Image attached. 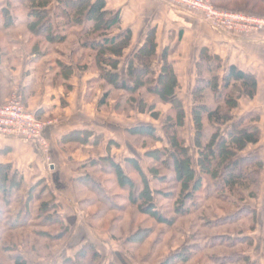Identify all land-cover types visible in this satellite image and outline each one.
I'll use <instances>...</instances> for the list:
<instances>
[{"label": "rangeland", "instance_id": "1", "mask_svg": "<svg viewBox=\"0 0 264 264\" xmlns=\"http://www.w3.org/2000/svg\"><path fill=\"white\" fill-rule=\"evenodd\" d=\"M204 1L220 11L244 13L258 18H264V4H258L257 9L251 12L253 14H250L247 13L249 10L245 11L241 5L246 0L234 2L219 0ZM55 3L56 0H51L50 7L54 8ZM162 3L168 7L170 6L165 2ZM13 7L18 19H21L20 21L24 19L23 22H25L29 6L25 5L22 7L20 4L15 3ZM258 10H262L261 14L263 16L257 15ZM184 12L190 13L192 19L195 17L193 15L202 18L200 21L201 32L198 30L200 36L201 34L202 36L199 37L196 35L192 47L195 50L196 48L199 50L202 45H207L211 47V53L214 54L216 46L213 47V43L211 42V34L216 33H214V29L204 20L203 15L187 10H184ZM22 26L23 24L21 22L17 23L15 36H22L26 39L31 54L35 53L36 56L39 55L41 58L46 59L50 65L53 64V72L56 70V73L60 74V68L57 64H60L61 61H66L73 67V69H67L70 72L69 74L66 73L68 76L73 74V70L79 72L89 70L94 75H97V82L94 85L95 90L92 92V95H95L96 99H91V103L95 101L94 107L98 111L97 119L101 120L104 118L107 122L110 121L109 123L113 128L118 127L120 130L127 124L133 125L136 123H152L155 127H158V125L162 127L165 120L168 119L167 117L177 119L172 106L163 102L161 98L149 94L145 89L125 92L100 80L98 69L93 66V58L88 52L79 47L77 37L72 33L73 31H77V28L65 32L67 38L62 44H48L43 40L36 39L27 28L25 31L24 26L23 28ZM114 32L117 33V30ZM219 32L228 35L236 34L227 31ZM260 33H264V27L252 32V35ZM247 35L250 36L251 34ZM131 53L132 50L127 52L128 56ZM88 59L92 61L89 68L86 65ZM259 71H263L262 74H264V70L259 69ZM255 72L259 80L260 75L258 70ZM62 73L64 71H61ZM263 88L264 80L260 85L259 91L257 87L254 99L241 98L238 101V108L232 112L231 120V123L242 120L243 127L257 126L260 130V140L258 143L250 144L242 152L238 153L239 156L258 157L262 163L257 197L252 199L245 196L243 201L237 202L240 208L254 211V216H252L253 214L248 216L243 215L240 220L229 224V218L226 216L231 215L236 210L235 208L233 209L230 200L222 204L220 200L216 201L215 197H213V200L202 203L201 201L204 199V196L201 198L197 197L195 210L182 215L178 211L182 196L181 184L174 181L173 172L168 169V166L162 164V161L166 157H161V159L155 157L156 151L170 148L169 143H161L148 137L144 132H140L137 136L125 134L124 140L128 142L127 144H130L138 150L143 157V170L148 180V194L150 193V200L153 201L156 211L162 214V220H155V217L150 215L146 210V204H149V202H143L144 204H142L139 200H135L134 192L136 187L140 193L147 191L140 180L141 177L136 171V168H133L130 164H126L124 173L129 177L127 176L126 181H122L119 184L115 176L116 173L113 168L108 167L109 164L105 160L101 161V164L96 162L95 165H87V167L80 165L81 170H89L104 184V187L110 194L108 197L104 195L107 200L104 201L94 192L90 191L89 187L93 189L95 187L90 184L87 188L81 186L76 188L80 191L76 190L77 192L74 193L75 197H71L69 203H67L70 206V212L64 213L62 208L59 211L63 218H69L72 215L68 220L69 230L61 238H55L61 232L59 226H45V223L41 224L45 218L38 217L39 201L34 203L33 207L30 208L33 216L26 220L30 225L25 224V228L16 226L14 229L7 230L3 221L5 217H0V264H13L15 257H18L19 261H25L26 264H60L64 259L72 257L82 245L90 242L95 245L101 254L103 264H167L166 261H170L173 255L179 253L186 247H193L192 252L194 254L190 257L189 261L183 264H214L212 260L208 261L209 255H229L234 252L247 254L252 261H256L258 264H264ZM178 91V95L184 96L183 89L180 85ZM99 94L101 95L97 100ZM180 100L185 108L186 116L184 126L178 130V136L184 141V144H192L191 134L193 131V121L190 116V111L193 106V100L192 98H182ZM151 106L153 110H149ZM43 122L46 123V121ZM204 128L206 130L208 129L206 121H204ZM161 135L160 133L159 137ZM61 145H63L64 152L72 151L71 154L74 153L75 157L104 156L101 153L102 150L98 151L97 148L88 149L85 147V143H61ZM190 151L195 158L197 156V150L195 147L193 148V145ZM126 155L130 154L126 153ZM106 168H108L107 171ZM108 179H111V181ZM91 181L94 180L91 179ZM97 185L99 184L97 183ZM125 188L127 191H125ZM39 189L37 188L36 191ZM23 197L25 196H22L19 202L20 204H14L10 207V218L14 217L19 211V207L23 203ZM199 201L201 204H199ZM77 209L78 214L75 213ZM48 217L50 218L51 214H48ZM49 218L46 219L50 220ZM253 223L255 229L251 230ZM227 234H232V237L251 235L253 237V243L252 245L246 243L217 245L218 240L216 239L219 236H225ZM204 239H208V244L211 241L214 246L204 248L202 241ZM199 247H202V249ZM85 263L87 262L85 261Z\"/></svg>", "mask_w": 264, "mask_h": 264}, {"label": "trees", "instance_id": "2", "mask_svg": "<svg viewBox=\"0 0 264 264\" xmlns=\"http://www.w3.org/2000/svg\"><path fill=\"white\" fill-rule=\"evenodd\" d=\"M16 1L22 7L29 6L26 28L36 39L48 44H62L67 38L65 32L77 28V31L72 33L76 35L79 47L93 58V66L98 69L100 80L125 92L145 89L149 94L161 98L163 102L172 106L177 119L167 117L162 127L158 125V128L152 125L137 126L128 130L127 134L137 136L140 132H144L148 137L162 142L163 138L156 136L158 130L164 140L169 143L170 148L156 151L155 157L160 159L166 157L162 164L169 167L168 169L173 172L174 181L181 184L182 196L178 211L182 215L195 210L197 197L204 196L202 203L213 200V197L216 201L220 200L222 204L230 200L233 209L236 210L226 216L229 218V224L240 220L243 215L253 214L254 216V211L240 208L237 202L243 201L245 196L252 199L257 197L262 163L258 157L239 156L238 153L242 152L246 146L258 143L260 130L257 126L243 127L242 120L231 123L232 112L238 108V101L241 98L252 100L255 97L257 79L254 74L243 71L235 65L224 69L222 59L218 55L210 53L207 48L200 50L196 64V82L191 91L193 106L190 116L194 131L192 142L197 150V156L194 159L190 149L178 136V130L184 126L186 113L183 103L177 96L179 89L177 76L172 64L168 62L170 52L164 50L160 60L157 61V44L153 30L148 32L144 43L127 62L124 73H121L120 59L130 46L132 32L121 28L119 11L108 10L105 0H56L54 8L50 7L51 0ZM258 4H264V0H246L241 3L242 8L245 11L249 10L250 12L247 13L250 14L257 9ZM11 7L9 3L1 10L6 15L4 26L12 21L8 16V8L11 9ZM261 11L258 10L257 15L263 16ZM115 30L117 33L114 32ZM156 62L159 65H156ZM67 69L61 66L60 70L64 71V76H68ZM149 110H153V107L151 106ZM204 121L208 124L207 130L204 128ZM229 124L231 125L225 130ZM80 141L85 143L86 139H80ZM155 157L153 158L156 159ZM104 160L108 162V167L113 168L119 184L126 181L128 175L124 173L125 166L122 168L109 157ZM95 164L96 162L91 163V165ZM126 164L136 168L141 177L140 180L147 189L148 180L138 163L135 160H127ZM44 182L39 181L29 188L25 195H22V182L16 180L15 174L11 176L10 167H0V217H5L3 221L7 230L14 229L16 226L25 228V224L30 225L26 221L33 216L30 208L39 201L38 217L45 218L41 224L59 226L61 232L55 238H61L67 234L69 227L59 213L60 205L55 202V196ZM91 186L95 187L94 189L89 187L90 191L104 201L107 200L100 185L95 182ZM37 188L40 189L36 191ZM148 189L140 193L136 187L135 200H139L142 204L149 202L146 204V210L155 217V220H162V214L156 211L153 201L150 200ZM125 191H127L126 188ZM22 196L25 197L19 211L10 218V207L18 204ZM48 214H51L50 218ZM251 230H254V223ZM207 240H202L204 248L214 246L211 241L208 244ZM216 240H218L217 245L234 243L252 245L253 243L248 236L232 237V234L219 236ZM192 248H183L173 255L170 261H166L167 264L186 263L194 254ZM199 248L202 249V247ZM208 258V261L212 260L214 264H258L256 261H251L248 255L239 252L229 255H209ZM13 264H26V262L19 261L18 257H15ZM60 264H103V260L95 245L85 243L72 257L64 259Z\"/></svg>", "mask_w": 264, "mask_h": 264}, {"label": "crops", "instance_id": "3", "mask_svg": "<svg viewBox=\"0 0 264 264\" xmlns=\"http://www.w3.org/2000/svg\"><path fill=\"white\" fill-rule=\"evenodd\" d=\"M105 1L108 10L119 11L121 28L132 32L130 46L120 59V72L124 73L127 62L144 43L148 32L153 30L157 44V61L160 60L164 50L170 52L168 62L172 64L178 84L182 87L184 94L180 96L178 91L177 96L179 99L191 98V91L196 82L199 52L202 48H207L211 53V47L207 45H202L199 50L192 47L196 35L202 36V34L200 36L202 18L193 15L195 16L193 20L190 13L175 7H168L158 0ZM16 2V0H0V11L9 3L12 6L11 9L8 8V16L12 21L6 26H4L6 15L0 12V104L5 103L14 90H18L23 105L40 120L50 122L44 137L49 145L47 156L51 164L48 165L44 155L33 143L0 136V167H10L11 176L15 174L16 180H20L23 184L21 192L23 195L39 181H45L46 186L55 196V202L60 205L64 213H69L70 206L67 203L75 192L80 191L76 189L80 186L87 188L89 184L96 182L103 189V194L110 196L99 178L89 170H81L80 165L87 167V165L91 166L92 162L101 164V161L109 157L122 168L127 160H135L144 172L141 153L127 144L124 138L127 131L134 127L154 126V124H127L120 130L118 127L113 128L110 121L107 122L104 118L97 119L98 111L94 107L95 101L91 103V99H96L92 92L95 90L97 75L89 70L84 72L73 70L71 76H64V73L61 74L62 70L60 74H57L56 70L53 72V64L50 65L46 59L39 55L36 56L35 53L31 54L26 39L22 36H15L17 23L21 22L26 31L27 22V18L25 22H23L24 19L20 21L21 19L19 20L14 13L13 6ZM214 33L211 34L213 47L216 46L214 54L222 59L223 68L235 65L243 71L254 74L259 91L264 80L263 71H259V69L264 70V33L250 36L243 33L228 35L217 30H214ZM130 50L132 53L128 56L127 52ZM91 64L92 61L88 59L87 67L89 68ZM57 66L60 69L61 66L73 69L66 61H61ZM257 70L260 75L259 80L255 72ZM101 94L97 96V100ZM193 135L194 131L191 134L192 141ZM156 136H160L158 130ZM161 138L164 140L163 135ZM80 139H86L85 147L88 149L102 150L101 153L104 156L75 157L74 153L71 154L72 151H63L61 143H78L81 142ZM192 145L193 142L192 144L185 143L189 149ZM104 172L107 174L105 170ZM108 180L111 181V179ZM75 213H79L78 209ZM69 218H63L67 226ZM247 236L253 240L251 235Z\"/></svg>", "mask_w": 264, "mask_h": 264}, {"label": "built area", "instance_id": "4", "mask_svg": "<svg viewBox=\"0 0 264 264\" xmlns=\"http://www.w3.org/2000/svg\"><path fill=\"white\" fill-rule=\"evenodd\" d=\"M171 7L196 12L203 15L209 25L217 31L252 34L264 27V18H258L244 13L220 11L204 0H159ZM50 122H43L30 112L22 103L18 90H14L10 98L0 104V136L16 138L33 143L49 163V145L44 137Z\"/></svg>", "mask_w": 264, "mask_h": 264}]
</instances>
